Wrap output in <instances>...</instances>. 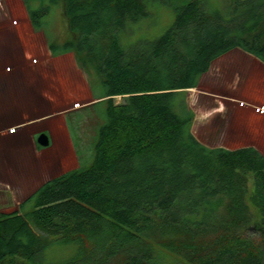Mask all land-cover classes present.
Here are the masks:
<instances>
[{"label": "trees", "instance_id": "16d2710c", "mask_svg": "<svg viewBox=\"0 0 264 264\" xmlns=\"http://www.w3.org/2000/svg\"><path fill=\"white\" fill-rule=\"evenodd\" d=\"M154 1L23 0L36 31L61 9L70 36L49 51H73L97 79L105 121L88 166L0 216V264H264V155L201 143L185 95L233 49L264 63V0H183L159 37L125 47ZM249 175L258 220L245 203ZM53 246L73 252L55 257Z\"/></svg>", "mask_w": 264, "mask_h": 264}, {"label": "rangeland", "instance_id": "374dc122", "mask_svg": "<svg viewBox=\"0 0 264 264\" xmlns=\"http://www.w3.org/2000/svg\"><path fill=\"white\" fill-rule=\"evenodd\" d=\"M182 2H152L147 17L131 25L122 44L128 47L159 37L175 18L174 6ZM52 11L45 21L48 30L36 31L23 0H0V96L11 93L6 101L0 100V129L23 132L0 135V216L25 212L29 207L21 209L20 204L44 182L88 166L97 130L105 121V104L96 99L101 92L97 79L78 65L73 51H49L47 41L61 43L70 36L61 9ZM185 95L194 112L191 130L201 143L232 149L253 146L264 155V63L258 58L241 49L227 52ZM124 99L114 97L116 103ZM15 100L25 111L17 117L10 114L14 111H4ZM40 133L48 136V146L37 147ZM247 186L245 203L258 220L259 197L251 175ZM52 248L50 253L59 258L73 252Z\"/></svg>", "mask_w": 264, "mask_h": 264}, {"label": "crops", "instance_id": "0c3cea01", "mask_svg": "<svg viewBox=\"0 0 264 264\" xmlns=\"http://www.w3.org/2000/svg\"><path fill=\"white\" fill-rule=\"evenodd\" d=\"M33 32V31H32ZM20 35V34H19ZM27 43L28 42H30L29 40H25ZM31 43V42H30ZM28 52H27V56H28ZM9 67H10V65H9ZM10 71V70H9ZM11 80H13L12 78L10 79V81ZM1 84H4V83H1ZM252 85H254V84H252ZM257 86V83H255V85H254V87H256ZM258 88H260V87H258ZM250 90V89H249ZM252 92V91H251ZM11 95V93H8V92H6L5 94H2V96H0L1 98H0V100H2L3 102L4 101H6L7 100V98L9 97ZM7 107V109H4V111L5 112H7V113H9L10 111H14V112H10V114L11 115H14V113H15V116L17 117V116H20V115H23L24 113H25V111H23V110H20V108H21V106H20V103L19 102H17L16 100H15V102H13V103H9V104H7L6 105ZM4 112V113H5ZM17 112H19V114H17ZM24 131V130H23ZM15 132V133H14ZM14 132H12V134L11 133H8V131H7V129L6 130H1L0 129V135H8L9 137H12V136H14V135H21L23 132H22V130L21 129H19V131L16 133V131H14Z\"/></svg>", "mask_w": 264, "mask_h": 264}, {"label": "water", "instance_id": "95a60500", "mask_svg": "<svg viewBox=\"0 0 264 264\" xmlns=\"http://www.w3.org/2000/svg\"><path fill=\"white\" fill-rule=\"evenodd\" d=\"M36 142L43 147H46L49 145V138L45 133H40L37 137Z\"/></svg>", "mask_w": 264, "mask_h": 264}, {"label": "built area", "instance_id": "2783aa9c", "mask_svg": "<svg viewBox=\"0 0 264 264\" xmlns=\"http://www.w3.org/2000/svg\"><path fill=\"white\" fill-rule=\"evenodd\" d=\"M13 130H14L13 128L9 129L10 132H12Z\"/></svg>", "mask_w": 264, "mask_h": 264}, {"label": "bare ground", "instance_id": "6f19581e", "mask_svg": "<svg viewBox=\"0 0 264 264\" xmlns=\"http://www.w3.org/2000/svg\"><path fill=\"white\" fill-rule=\"evenodd\" d=\"M248 93V92H247Z\"/></svg>", "mask_w": 264, "mask_h": 264}]
</instances>
